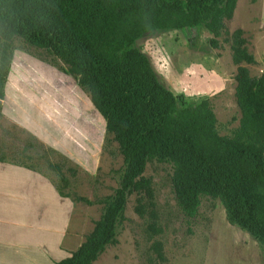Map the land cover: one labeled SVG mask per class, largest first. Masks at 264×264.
I'll return each mask as SVG.
<instances>
[{"label": "trees", "instance_id": "obj_1", "mask_svg": "<svg viewBox=\"0 0 264 264\" xmlns=\"http://www.w3.org/2000/svg\"><path fill=\"white\" fill-rule=\"evenodd\" d=\"M236 4L237 0H0V101L14 59L13 43L20 38L67 67L103 118L105 132L117 143L123 160L119 185L98 201L102 211L92 230L76 251L56 264H94L116 245L131 196H136L135 212L146 213L154 193L143 174L151 161L171 166L176 203L186 218L197 215L203 197L219 199L227 220L264 247V78L259 81L242 66L256 63L243 31L236 29L230 37L241 113L232 137L218 134L208 99L179 107L140 45L147 35L202 26L212 36L210 46L218 48ZM49 168L66 188L61 168ZM57 188L60 197L68 198ZM149 228L158 231L154 225ZM152 248L160 262L155 264H163L161 244Z\"/></svg>", "mask_w": 264, "mask_h": 264}, {"label": "rangeland", "instance_id": "obj_2", "mask_svg": "<svg viewBox=\"0 0 264 264\" xmlns=\"http://www.w3.org/2000/svg\"><path fill=\"white\" fill-rule=\"evenodd\" d=\"M236 29L243 31L246 48L256 61L242 66L262 81L264 0H237L218 48L210 46L212 36L202 26L161 31L140 41L178 106L191 107L208 99L217 132L226 137L233 136L241 117L235 97L237 66L230 48V37ZM13 48L14 59L5 83V115L0 122V158L45 176L57 190L58 186L68 194L73 207L72 229L83 241L101 214L98 201L112 195L119 185L122 156L112 136L106 134L103 118L62 62L20 38L14 40ZM49 164L61 168L68 180L66 188L61 187ZM11 172L0 166L1 177H11ZM143 176L151 181L153 205H146V213L139 216L134 210L136 196H131L117 244L109 246L94 264L158 263L154 243L161 244L163 264H264V247L227 220L219 199L203 197L197 215L188 219L177 206L170 165L151 161ZM1 177L2 248L9 250L25 241L34 246L42 237L39 230L46 212H55L56 204L59 211L61 202L54 203L55 196L41 178L36 185L31 182L24 187L28 190L19 191L26 197L16 199L9 190L10 182ZM5 187L6 192L2 189ZM2 194L9 199L5 201ZM65 206L60 209L62 214ZM150 225L158 231L150 230Z\"/></svg>", "mask_w": 264, "mask_h": 264}, {"label": "crops", "instance_id": "obj_3", "mask_svg": "<svg viewBox=\"0 0 264 264\" xmlns=\"http://www.w3.org/2000/svg\"><path fill=\"white\" fill-rule=\"evenodd\" d=\"M4 102L5 100L0 101L2 105V117L0 118V122L1 120H3V116L5 115V107L3 105ZM16 123L20 128H24L25 126L22 125V123ZM33 135L36 137L38 136L36 134V131H33ZM0 166L4 167V170L6 169L7 172H9L10 170L12 171L11 177H0L10 182L12 190H9L14 198L22 199L26 197L23 196V192L19 191L28 190L29 187H26V190L24 187L29 186L32 183L36 185L37 181L41 178V180L44 182V186L48 188V190H51V193H53V196H55L54 203H58V201H60L61 208L63 207V204L66 205L63 214L62 210H60V207L59 211H56L57 204L55 212H46L47 215H45V222H42L41 224L42 230H39L42 237L37 239L38 242L34 246L30 244L27 245V242L25 241L20 243L18 247H14L4 251L2 245L5 243V241L0 242V264H56L62 259L68 257L72 252L76 251L84 240H79L80 238L78 237L77 233L74 231V229H72V203L67 198L60 197L58 194V190L56 189L53 182H51L45 176L34 174L24 166L11 164L9 162H0ZM7 187L2 189L6 192ZM44 193L46 192L44 191ZM2 195V198L5 201L9 199V196H7V194ZM41 202L43 203L42 200ZM2 226L3 224L0 223V234L2 231ZM34 230H37V228L35 229L34 227ZM2 237L3 236L0 235V238ZM23 252L27 254H24Z\"/></svg>", "mask_w": 264, "mask_h": 264}]
</instances>
